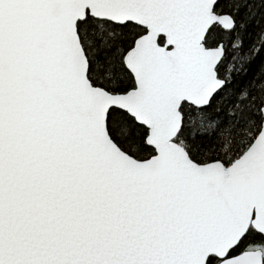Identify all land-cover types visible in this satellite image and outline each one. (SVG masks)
I'll return each mask as SVG.
<instances>
[{
    "label": "snow or ice",
    "instance_id": "1",
    "mask_svg": "<svg viewBox=\"0 0 264 264\" xmlns=\"http://www.w3.org/2000/svg\"><path fill=\"white\" fill-rule=\"evenodd\" d=\"M0 264H264V0H0Z\"/></svg>",
    "mask_w": 264,
    "mask_h": 264
}]
</instances>
